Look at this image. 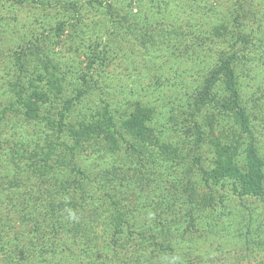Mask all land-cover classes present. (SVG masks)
<instances>
[{"label":"rangeland","instance_id":"rangeland-1","mask_svg":"<svg viewBox=\"0 0 264 264\" xmlns=\"http://www.w3.org/2000/svg\"><path fill=\"white\" fill-rule=\"evenodd\" d=\"M221 55L264 159V0H0V264H264V197L203 173L238 139L247 159L233 119L192 106ZM49 194L76 208L34 227Z\"/></svg>","mask_w":264,"mask_h":264},{"label":"trees","instance_id":"trees-1","mask_svg":"<svg viewBox=\"0 0 264 264\" xmlns=\"http://www.w3.org/2000/svg\"><path fill=\"white\" fill-rule=\"evenodd\" d=\"M220 59V60H219ZM219 63L215 69V71L206 79V84L202 88V92L199 93L198 99L192 104L189 99V94L186 95L185 99H188V102L192 104V106H198V112H200L202 107H207L209 109L217 108L219 114L222 116V121L225 122L226 119H233L235 123V127L240 129V132L247 137V143L243 144L245 146L246 153V161L244 163L239 162L238 153L241 143L239 139L236 144H238L235 153L232 156H221V161L219 162V166L214 168L213 171L207 172L203 170V173H208L207 176L210 179L215 181H222L226 179H233L236 183L237 188L235 191L241 197H264V159L260 156L257 146L256 139L254 137V132L251 127L250 118L248 113L242 104L240 92L237 87V77H236V60L233 55L225 56L221 55L218 58ZM93 64L95 62H92ZM223 81L226 83L228 94L226 96L221 97V100L218 98V93L214 91L216 85L219 81ZM87 83V81H86ZM83 89L84 86H83ZM34 107L32 106L33 101L30 98L27 103V114L28 117L33 116V112L38 114L43 111V104L48 100L47 93H42L37 91ZM84 95L81 92L80 95L77 96L76 99L69 100L68 105L65 107L64 115L62 116L61 126L65 127L64 120L71 115L72 107L76 101H78ZM35 96V95H34ZM152 121L150 117V111L144 108H139L132 116L127 120L126 126L133 133H137L138 135L145 136L148 133L149 129L147 127V122ZM228 127L226 124L219 122V126ZM113 128L118 129V127L113 124ZM198 131L199 125H198ZM85 133V131H83ZM88 133V129L86 130ZM198 134H200L198 132ZM237 138V137H235ZM238 149V150H237ZM71 154V163L76 166H73L71 170V174L77 176V178L82 180H90V176L88 173H84V170H81L78 166L79 161L75 160V149L72 148L69 150ZM63 155V154H61ZM45 172V171H44ZM39 173L40 174H43ZM73 185L72 182L66 184V182H60V186L63 188H71ZM80 183L77 185V187ZM83 186V185H82ZM80 192H84V190H80ZM62 195H66L67 193L61 192ZM79 192L77 191L75 195ZM49 196H51L49 194ZM73 196V195H72ZM75 199H78L75 196ZM30 202L32 201L30 198L28 199ZM55 199L51 196V199L46 203V207L43 211H38L36 213H31L29 215V221H31L34 227H40L42 224L41 221L52 220L53 223L56 222L62 216L61 210H63L66 206H68V213H72L73 208H76L75 204H70L69 202L62 201V199L55 204ZM38 202H31L32 211H34ZM31 211V212H32ZM41 215H44L41 217ZM41 217V218H40ZM40 218V219H39ZM38 219V220H37ZM37 220V221H36ZM56 226L55 224H53ZM19 262L24 263L25 259H19Z\"/></svg>","mask_w":264,"mask_h":264}]
</instances>
